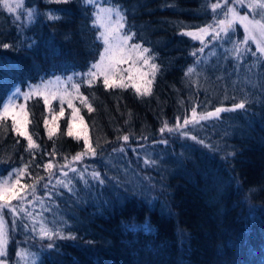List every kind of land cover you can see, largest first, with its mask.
<instances>
[{"label":"trees","instance_id":"1","mask_svg":"<svg viewBox=\"0 0 264 264\" xmlns=\"http://www.w3.org/2000/svg\"><path fill=\"white\" fill-rule=\"evenodd\" d=\"M22 2L36 13L22 29L0 8V113L15 88L76 75L82 83L72 105L84 124L73 121V132L87 128L96 155L83 162L101 177L76 181L70 190L55 188L44 200L42 222L71 238L49 241L17 218L16 246L35 253L31 264H264V57L237 58L226 48L243 32L237 24L229 40L209 35L203 45L184 34L212 26L233 1L225 0L214 17L209 0H98L100 7L122 6L125 31L135 34L130 44L149 48L150 64L158 70L149 77L147 96L130 86L106 89L101 76L85 83L104 47L93 24L96 5ZM241 102L243 109L160 131L191 120L193 109L198 117ZM62 107L61 117L57 101L26 99L32 148L13 130L11 117H0V180L23 169L19 185L39 189L54 170L85 151L83 139L67 134L72 108ZM125 145L134 151L126 152ZM75 169L70 172L85 177L81 166ZM139 179L144 186L136 184ZM143 224L151 231L138 227Z\"/></svg>","mask_w":264,"mask_h":264},{"label":"snow or ice","instance_id":"2","mask_svg":"<svg viewBox=\"0 0 264 264\" xmlns=\"http://www.w3.org/2000/svg\"><path fill=\"white\" fill-rule=\"evenodd\" d=\"M237 3L244 5L245 0H236ZM3 7L7 9L9 13L16 12L20 7V0H16L15 6L10 2V0H2ZM85 5H96V11L93 13L95 16V20L93 24L98 26L100 29V34L97 37L98 39H102L104 50L100 53V58L98 61L92 64L91 69L85 75L90 77V81L92 82L96 79L97 76L103 77V84L106 89L108 88H128L129 86L135 90L138 95L147 96L151 92V85L153 83V79L149 77H155V74L158 70V66L155 63L150 64V60L152 59L151 55H148L149 48L142 47L140 43H131L130 41L134 38V33L131 31H125L126 25V12L122 11L121 7H100L98 4V0H83ZM247 6L255 11L257 8L264 10V2H260V0H248ZM219 4H213V10L219 8ZM35 10L29 11L27 13V17L31 22L34 15ZM261 20H257L255 18L249 19L248 16H241L237 12V10L233 7H229L227 12L225 13L224 19H220L218 24L215 28L211 25L204 28H199L196 32H186L185 35L191 37L193 40H199L201 44H204V37L209 35V29L211 28V34L214 40L216 39H225L229 40V33L234 31V25L240 24L241 27L244 29V41L237 43L234 45L233 50L237 54V58H240L244 53H246L247 49L245 45L249 40H251L256 45V52H253L252 55L255 56L258 52L261 57H264V11L261 12ZM50 20L55 19L56 17L49 15L48 17ZM16 19H20V15L16 16ZM224 34L221 36V34ZM3 47L7 48L9 45L4 44ZM31 47V45H29ZM201 52L204 51L203 48L200 49ZM195 56V53H193ZM122 65H128L126 68H122ZM147 66L150 71H144V67ZM193 71L192 68L188 69V73ZM124 73H127L125 76ZM187 75V73H186ZM71 79V78H69ZM143 85V86H142ZM78 85H73V88L78 89ZM19 89H17L16 93H13L12 96L9 97V101L11 102L15 96L19 93ZM33 93L25 94V99H27L28 95ZM53 98H57L55 93L51 94ZM65 95L67 93L59 95V99L63 103L65 100ZM82 102H85L82 98ZM48 96H45V104H48ZM67 103L70 108H72V115L68 122V135L75 136L77 139H83L84 142V149L83 153H78L73 160L79 161L81 160L82 156L84 155H96V150L90 145L89 138H88V131L87 128L84 127L82 132L74 133L73 132V121L79 120L81 125L84 124L83 117L79 116V110L73 107L71 99L67 100ZM245 108V103L241 102L234 105L232 109H223V108H216L213 112H207L204 115H200L197 117L195 109L192 112V119H185L183 124H177L176 128H168L165 125L164 128H161L160 131L163 133L165 128L169 133L178 131L184 128L187 125H195L198 124L200 121L208 120L209 118L218 117L219 114L223 111H234L235 109H243ZM21 111H23V107L21 106ZM89 111H92L91 107H89ZM9 104L4 105L3 113H0V117H7L9 115ZM64 115V109L61 107L59 116ZM57 117L53 116V121H55ZM13 120V130L16 131L20 136H24L28 138V146L29 148L34 147L31 137H28L27 131L24 129L23 125L27 123V113L24 114V120L21 122V127H17V117L15 115L12 116ZM48 124V121L45 120V125ZM54 129L49 130V137H51L54 133ZM182 135H187V133H182ZM195 139V136L191 137ZM129 137L127 135L123 136V140L127 141ZM160 143H167L165 140H161ZM123 151V149H121ZM145 163L147 164L148 161L146 160ZM68 167V165H65ZM46 168L49 170L52 168L51 164L46 165ZM70 171L76 172L77 169L70 168ZM24 170L20 169L19 175H23ZM66 177L67 173H63ZM93 178L98 179L99 173L93 172ZM16 183L14 182L9 185V182L5 180L3 183H0V256L5 255V248L8 244V229L5 225V221L3 218L2 210L8 209L9 212L12 213L13 217L17 216V209L11 206L10 201L12 199H19L21 201L19 212H25L24 208V200L25 196L20 195V191L23 190L24 187L31 188L32 195L34 199H39V197L35 196L36 188L33 185L21 186L19 191H11V189H15ZM57 183L64 188H69L71 185V180L67 182L63 180H58ZM102 183V181H101ZM31 203V201H29ZM25 215L28 218H32L31 212H25ZM145 231H151L149 226L144 227ZM40 236L47 237L49 241L53 240L54 236H59L60 238H71V237H64L60 232L54 231L49 227H46V223L40 224ZM49 248H52V244H48ZM18 256L23 257L24 253H17ZM0 264H4L3 260H0Z\"/></svg>","mask_w":264,"mask_h":264},{"label":"rangeland","instance_id":"3","mask_svg":"<svg viewBox=\"0 0 264 264\" xmlns=\"http://www.w3.org/2000/svg\"><path fill=\"white\" fill-rule=\"evenodd\" d=\"M225 0H217V1H212L209 0V7L210 10L212 11L214 17H217L216 11L220 10V8H223V3ZM233 1V5L232 7L237 10V12L239 13V15L241 16H248L249 19H257V20H261V12L264 10H261L259 8H257L255 11L251 10L247 4H248V0H245L244 5H246V8L244 7V5H241L239 3L236 2V0H232ZM10 2L13 4V6H15L16 0H10ZM260 2H264V0H260ZM20 4L21 7L13 13H9L7 11V9H5L3 7V3L2 0H0V8L6 13L8 14L12 21L17 25L18 28L22 29L24 27H27V25H29L31 22L29 21L28 17H27V13L29 11H32L31 9H26L23 6V2L22 0H20ZM213 4H219L220 7L213 10L212 5ZM231 7L228 5L227 9ZM227 9L225 10V13L227 12ZM245 11V14H244ZM20 15V19L17 20L16 16ZM223 15L225 16V14L223 13L222 15H220L219 19H217L215 21V23L212 24V27L215 28L218 24V21L220 19H224ZM35 16V15H34ZM34 18V17H33ZM33 20V19H32ZM262 22H264V20H262ZM237 25H240L237 23ZM241 26V25H240ZM208 27V26H207ZM243 29V27H242ZM192 32H196V31H192ZM209 35L211 34V28L209 29ZM207 35V36H209ZM244 29L243 32L240 36L238 37H234L230 43H228L227 45V49L231 50L233 52V54H235V51L233 50L234 45L240 42L244 41ZM205 36L204 39L207 37ZM212 37V36H211ZM207 44V43H204ZM247 51L245 54L247 53H252L256 52V45L255 43H253L251 40H249L247 42V44L245 45ZM104 50V47H103ZM258 53V52H257ZM253 56V55H252ZM99 60V59H98ZM88 73V72H87ZM71 78V79H69ZM80 79V78H79ZM86 80L85 83H88L90 81V77L85 76L84 78ZM82 83V82H81ZM77 81V76L76 75H70L69 77H67L66 79H53L51 80L49 83H42L36 86H32V87H28L27 89H25L24 91H19V93L15 96V98L10 102L9 101V97L13 95V93L17 92V89L19 88H15L14 90H12V92H10L8 94V96L5 99V102L3 103L2 109H1V113H3L4 110V105L5 104H9V115L8 117H11L13 115H15L17 117V126L21 127V122L24 120V114L26 113V108H25V94L27 93H33L31 95L27 96V99L29 97L32 96H40L42 97V99L45 101V96H48V100L49 102L51 101H57L59 103V105L62 107L64 104H67V100L71 99V101L73 99L76 98L77 96V89L73 88V85H78L81 84ZM52 93H55L57 95V98H53V96L51 95ZM67 93L68 95H65V100L62 103L61 100L58 98L59 95L61 94H65ZM21 106L23 107V111H21ZM24 129L26 127V124L23 125ZM133 146L130 145H125L124 149L125 151H134ZM87 155L82 156L81 160L79 161H75L72 160L71 161V168H75L77 166H81L82 168V174H85L84 176L81 177H77L74 173L70 172V169L68 167L62 166L60 169L58 170H54L51 175L48 176L47 181H45L41 187L39 189H36L35 192V196L39 197V199H34L33 195H32V191L30 189H25L20 191V195L25 196V200H24V208H25V212H31L32 213V218H28L25 215V212H19V207L21 204V201L19 199H12L10 201L11 206L15 207L17 209V216L13 217L12 213L9 212L8 209H3L2 210V214H3V218L5 221V225L8 229V244L6 245L5 248V255L4 256H0V260L4 261V264H31L32 262H34L36 260V255L33 251L25 249L23 247H17V243L15 240V231H13L12 228H15L14 223L16 222L17 218H18V222H20V220L24 219L26 220V224L28 226V228H33L36 233L38 235H40V224L41 223H46L45 221L42 222V218L41 215L43 214V212L46 210L45 208V203L44 200L46 201V198H49L51 196V191H53L55 188H64L61 185H59L57 183L58 180H63L65 182H67L68 180H71V185L69 186V188H64V189H71L72 185L76 182V181H80V182H84L86 180H90L92 182H99L101 180V177L99 176L98 179L93 178L92 176V172H89L87 170V168L84 165V158ZM139 166H143L142 164L140 165V163L138 162ZM131 168L134 169L133 165H131ZM125 170V167L124 169ZM69 171V172H68ZM20 170L18 171H14L11 172V174L7 175L6 177L2 178L0 180V183H3L5 180H7L9 182V185H11L14 182L16 183V187L15 189H11V191H19L21 189V185H19V180L21 175H19ZM67 173V176L65 177L63 175V173ZM134 172L136 175H138V171L134 169ZM130 176V173L127 174V177ZM132 179H135V175L132 174L131 175ZM80 179V180H78ZM82 180V181H81ZM138 186L142 185V181L139 179L138 182L136 183ZM144 186V184L142 185ZM29 201H31V203H29ZM146 226V224L143 225H139V228L144 229V227ZM136 228V226H134ZM24 253V256H18L17 253Z\"/></svg>","mask_w":264,"mask_h":264},{"label":"bare ground","instance_id":"4","mask_svg":"<svg viewBox=\"0 0 264 264\" xmlns=\"http://www.w3.org/2000/svg\"><path fill=\"white\" fill-rule=\"evenodd\" d=\"M246 63H247V62H244L245 65H246ZM258 196H259V197H261V196L263 197V195H261V194H258ZM230 209H231V207H230Z\"/></svg>","mask_w":264,"mask_h":264}]
</instances>
